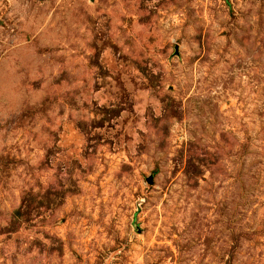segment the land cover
<instances>
[{"label": "rangeland", "instance_id": "rangeland-1", "mask_svg": "<svg viewBox=\"0 0 264 264\" xmlns=\"http://www.w3.org/2000/svg\"><path fill=\"white\" fill-rule=\"evenodd\" d=\"M0 264H264V0H0Z\"/></svg>", "mask_w": 264, "mask_h": 264}, {"label": "water", "instance_id": "water-1", "mask_svg": "<svg viewBox=\"0 0 264 264\" xmlns=\"http://www.w3.org/2000/svg\"><path fill=\"white\" fill-rule=\"evenodd\" d=\"M150 183H153V180H150Z\"/></svg>", "mask_w": 264, "mask_h": 264}]
</instances>
